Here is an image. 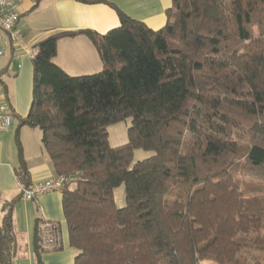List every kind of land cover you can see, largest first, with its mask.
Returning <instances> with one entry per match:
<instances>
[{"label":"trees","instance_id":"obj_1","mask_svg":"<svg viewBox=\"0 0 264 264\" xmlns=\"http://www.w3.org/2000/svg\"><path fill=\"white\" fill-rule=\"evenodd\" d=\"M171 3L158 30L117 11L105 34L35 46L32 103L18 122L41 131L55 176L67 178L73 264H264V0ZM77 34L99 73L72 77L52 62L58 40ZM125 119L127 142L110 147L108 127ZM135 150L154 155L130 168ZM14 173L20 195L0 206V264L16 257L12 210L30 185L22 160ZM45 223L35 220L34 264L61 250L44 244Z\"/></svg>","mask_w":264,"mask_h":264},{"label":"crops","instance_id":"obj_2","mask_svg":"<svg viewBox=\"0 0 264 264\" xmlns=\"http://www.w3.org/2000/svg\"><path fill=\"white\" fill-rule=\"evenodd\" d=\"M105 3L83 4L75 0H24L18 6L16 29L21 40L11 45L0 32V105L11 116L8 128L0 124V206L20 195L15 169L20 160L25 164L30 185L53 177L51 163L41 143L37 128L19 127L32 103L33 66L29 51L42 39L57 33L90 30L105 34L120 24L117 11L158 30L168 22L171 0H103ZM52 62L67 75L79 77L99 73L101 61L81 34L60 38ZM18 250L12 264H34L32 239L35 220L56 223L61 250L42 255V264H73L76 251L69 247L62 213L60 191L38 197L36 202L18 199L12 210Z\"/></svg>","mask_w":264,"mask_h":264},{"label":"built area","instance_id":"obj_3","mask_svg":"<svg viewBox=\"0 0 264 264\" xmlns=\"http://www.w3.org/2000/svg\"><path fill=\"white\" fill-rule=\"evenodd\" d=\"M24 0H0V32L8 36L11 45H16L21 40V32L16 29L19 19L18 6ZM37 53L34 48L29 51V55L33 58ZM2 51L0 50V56ZM11 116L6 112L5 108L0 105V124L2 128H8ZM65 176H55L43 183L29 185L28 188H22V198L28 201L36 202L41 195L60 191L62 185L66 181ZM42 238L46 246H54L59 240L58 226L56 223L46 222L42 226Z\"/></svg>","mask_w":264,"mask_h":264},{"label":"rangeland","instance_id":"obj_4","mask_svg":"<svg viewBox=\"0 0 264 264\" xmlns=\"http://www.w3.org/2000/svg\"><path fill=\"white\" fill-rule=\"evenodd\" d=\"M3 34V33H1ZM0 34V35H1ZM1 37V36H0ZM1 40V39H0ZM131 125L130 119H125L114 125L108 127V144L110 147H117L124 145L127 142V130ZM154 153L151 151L135 150L133 152L130 168L142 160L148 159L153 156ZM113 200L115 207L120 209L124 206V193L123 187L120 186L113 191Z\"/></svg>","mask_w":264,"mask_h":264}]
</instances>
